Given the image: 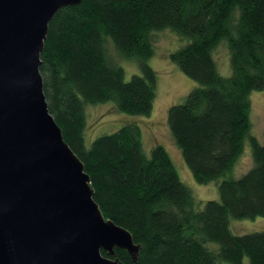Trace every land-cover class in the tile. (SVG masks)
Returning a JSON list of instances; mask_svg holds the SVG:
<instances>
[{
  "label": "trees",
  "instance_id": "1",
  "mask_svg": "<svg viewBox=\"0 0 264 264\" xmlns=\"http://www.w3.org/2000/svg\"><path fill=\"white\" fill-rule=\"evenodd\" d=\"M170 28L188 42L169 59L197 82L167 111L171 136L195 181L231 171L248 136L253 165L218 181L219 200L197 207L165 148H142L135 124L84 137L86 103L112 101L127 114L149 115L156 73L152 32ZM110 38L134 58L140 73L126 81L108 60ZM227 42L231 74L218 73L212 51ZM39 71L48 110L89 175L105 219L127 229L135 259L115 248L121 264H264V229L234 234L231 218L264 216V141L249 134L252 90L264 87V0H82L60 8L48 23ZM207 243H215L210 248ZM107 256V253L101 251Z\"/></svg>",
  "mask_w": 264,
  "mask_h": 264
},
{
  "label": "water",
  "instance_id": "2",
  "mask_svg": "<svg viewBox=\"0 0 264 264\" xmlns=\"http://www.w3.org/2000/svg\"><path fill=\"white\" fill-rule=\"evenodd\" d=\"M81 1L0 0V264H121L115 248L138 254L130 232L103 217L43 91L48 23Z\"/></svg>",
  "mask_w": 264,
  "mask_h": 264
},
{
  "label": "rangeland",
  "instance_id": "3",
  "mask_svg": "<svg viewBox=\"0 0 264 264\" xmlns=\"http://www.w3.org/2000/svg\"><path fill=\"white\" fill-rule=\"evenodd\" d=\"M188 39L180 36L174 30L165 28L152 32L153 54L147 60L156 73L155 98L149 115H134L120 112L112 101L103 103H86L84 107L86 124L84 128L85 141L89 143L95 137L111 133L123 125L135 124L140 128L142 148L146 155L155 144L162 145L170 156L177 171L179 179L188 187L197 204V207L207 200H219L218 181L223 178H238L252 165V153L249 137L244 139L241 155L236 160L231 171L218 180L205 184L195 181L190 169L185 163L180 149L175 144L167 123V111L173 104L183 102L186 95L196 87L197 82L187 77L179 67L172 62L168 54L185 45ZM105 50L108 60L120 65L124 70V79L128 81L133 74L140 73L137 61L134 58L121 56L116 50L112 40L107 38ZM217 71L222 76L231 74L229 50L227 42L222 39L212 51ZM248 99L250 101L249 121L251 128L249 134L260 143L264 141V87L252 90ZM229 228L234 234H245L264 229V216L255 218H231ZM210 248H216L215 243H207ZM220 264H226L221 262ZM243 264H249L244 258Z\"/></svg>",
  "mask_w": 264,
  "mask_h": 264
}]
</instances>
